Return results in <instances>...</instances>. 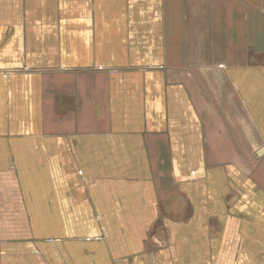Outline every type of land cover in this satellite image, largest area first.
<instances>
[{"label":"crops","instance_id":"obj_1","mask_svg":"<svg viewBox=\"0 0 264 264\" xmlns=\"http://www.w3.org/2000/svg\"><path fill=\"white\" fill-rule=\"evenodd\" d=\"M0 264H264V0H0Z\"/></svg>","mask_w":264,"mask_h":264}]
</instances>
